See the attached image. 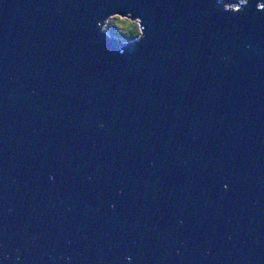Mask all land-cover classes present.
<instances>
[{"label": "water", "instance_id": "obj_1", "mask_svg": "<svg viewBox=\"0 0 264 264\" xmlns=\"http://www.w3.org/2000/svg\"><path fill=\"white\" fill-rule=\"evenodd\" d=\"M240 7L0 0L2 264H264V0Z\"/></svg>", "mask_w": 264, "mask_h": 264}, {"label": "clouds", "instance_id": "obj_2", "mask_svg": "<svg viewBox=\"0 0 264 264\" xmlns=\"http://www.w3.org/2000/svg\"><path fill=\"white\" fill-rule=\"evenodd\" d=\"M239 3L241 4V7L239 9V12L243 11L244 6H246L249 3V0H239ZM218 7L221 8V5L219 2H217ZM230 7H235V5H232ZM57 12L60 11L59 8L56 9ZM109 19L116 23L121 29L124 31L134 34L136 36H141L142 35V29H141V22L139 19L137 20H132L129 19L128 15L121 14L120 12H114L111 14ZM73 28H75V25H72ZM91 44L95 45L97 43L96 40H91ZM220 59L227 64V59L224 56H221ZM2 264V262H0Z\"/></svg>", "mask_w": 264, "mask_h": 264}, {"label": "trees", "instance_id": "obj_3", "mask_svg": "<svg viewBox=\"0 0 264 264\" xmlns=\"http://www.w3.org/2000/svg\"><path fill=\"white\" fill-rule=\"evenodd\" d=\"M104 27L108 31V33L123 37L125 39H135L138 37L134 34H130L124 31L116 23L112 22L109 18H107L106 21L104 22Z\"/></svg>", "mask_w": 264, "mask_h": 264}, {"label": "rangeland", "instance_id": "obj_4", "mask_svg": "<svg viewBox=\"0 0 264 264\" xmlns=\"http://www.w3.org/2000/svg\"><path fill=\"white\" fill-rule=\"evenodd\" d=\"M223 1H225V0H223ZM237 2H239V0H236ZM228 7H230V5H227V4H225V8H228ZM110 17V16H109ZM108 17V18H109ZM106 21V20H105Z\"/></svg>", "mask_w": 264, "mask_h": 264}, {"label": "bare ground", "instance_id": "obj_5", "mask_svg": "<svg viewBox=\"0 0 264 264\" xmlns=\"http://www.w3.org/2000/svg\"><path fill=\"white\" fill-rule=\"evenodd\" d=\"M137 20V19H136ZM105 28V27H104Z\"/></svg>", "mask_w": 264, "mask_h": 264}, {"label": "flooded vegetation", "instance_id": "obj_6", "mask_svg": "<svg viewBox=\"0 0 264 264\" xmlns=\"http://www.w3.org/2000/svg\"><path fill=\"white\" fill-rule=\"evenodd\" d=\"M220 1H222V0H220Z\"/></svg>", "mask_w": 264, "mask_h": 264}]
</instances>
